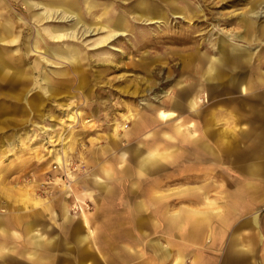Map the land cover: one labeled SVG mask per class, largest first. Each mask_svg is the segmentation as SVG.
I'll list each match as a JSON object with an SVG mask.
<instances>
[{"label":"rangeland","instance_id":"rangeland-1","mask_svg":"<svg viewBox=\"0 0 264 264\" xmlns=\"http://www.w3.org/2000/svg\"><path fill=\"white\" fill-rule=\"evenodd\" d=\"M70 1L68 5L63 0H0V23L11 24L13 35L0 42L5 46L3 57L8 66L24 73L23 82L13 86L0 80V212L15 210L24 213L23 219L36 220L48 236H55L57 248L50 252L56 264H73L75 243L69 233L74 222L82 223L83 210L88 218L94 217L91 226L96 231L103 218V192L80 179L99 172L100 160L116 165L114 154L124 142L123 132L131 128L137 112L155 116L151 107L166 105L163 99L167 92L175 93L186 55H196L193 62L199 64L202 53L219 56L224 44L235 42L253 52L241 73L255 82L250 93L255 96L232 91L219 80L210 83L199 115L180 110L201 128L200 140L168 141L178 153L157 173H167L161 174L160 189L204 186L211 201L201 204L171 195L163 201L169 210L186 205L223 212L234 204L235 191L239 192L238 208L244 207L249 194L256 202L264 200V101L260 99L264 83L257 81L264 76V36H252L249 42L241 38L249 19L256 31L264 23V0ZM146 5L151 14L164 11L166 17L154 22L145 19L152 17ZM119 15L128 29L109 37ZM68 46L78 50L74 63L53 51ZM201 72L191 73L190 78L196 79ZM233 125L242 127L236 137L228 131ZM112 140L117 143L115 151H103ZM202 143L209 146L203 154L197 152ZM183 161L192 167L183 170L189 171L185 178L180 174ZM251 163L260 164V173L248 174ZM64 191H70L69 196ZM137 199H145L147 210L154 206L146 194L129 195L128 204ZM63 202L74 215L70 222L63 218ZM261 205L264 201L254 209ZM230 215L228 231L234 225ZM210 218L213 225L218 223L214 214ZM150 220L146 215L141 225L146 239L156 237ZM124 228L136 241L130 224ZM161 234L159 240L165 244ZM100 237L107 244L103 233ZM248 246L244 251L264 257L263 247ZM95 256L99 264L116 260L112 254L108 263L96 251Z\"/></svg>","mask_w":264,"mask_h":264},{"label":"crops","instance_id":"crops-1","mask_svg":"<svg viewBox=\"0 0 264 264\" xmlns=\"http://www.w3.org/2000/svg\"><path fill=\"white\" fill-rule=\"evenodd\" d=\"M245 24V34H242L241 38L246 39L247 42L251 41L252 36L256 37L258 34L264 36V23L259 25L258 31L250 19ZM254 32H256L255 35ZM234 45L239 46L243 53H237L240 54L238 59L237 54L234 53L232 63L229 61L222 64L220 76L213 81L204 78L205 65L204 68L201 66L202 72L201 68L198 70L194 67V70L187 72V69L182 67L181 79H186L190 92L194 94L197 91L201 94L200 92L209 88L210 83H218L216 80H219L221 84L224 83L232 91H240L247 95L252 92L255 82L241 73V67L243 64L250 63L253 52L247 45L236 42ZM219 51V56L225 53L222 48ZM228 53L226 54L227 58H231L230 49ZM247 53L250 55L249 61L243 58ZM188 56L189 54L186 55V59ZM199 71L201 73L196 79L190 78L191 73H199ZM237 72L240 73V76L236 74ZM226 73L229 76L225 78ZM181 79L175 87V93L172 92L174 98H171L169 105L151 107L155 116L137 112L131 128L122 134L121 139L124 142L121 146L119 145L120 147L114 154L115 166L108 159L100 160L98 162L99 172L94 170L90 176L80 179L84 185L95 187L103 192L100 205L103 218L100 224H96L95 227H99V230L96 231L91 226L94 217L88 218L83 210L82 214L84 215L80 220L82 223L74 222L72 234L69 233L75 243L76 257L73 264H99L95 258L97 257L95 251L101 255L105 263L109 262L110 254L115 255L116 260L112 259L114 264H175L176 261H179L178 264L264 263V257H253L249 252L244 251L246 247L249 248V244L252 249L264 248V205L254 209L255 204L257 206V203L264 201L263 198L256 202L253 194H249L243 200L244 207L242 208V204H240L241 207L238 208L237 194L239 192L235 191L234 204L229 205L223 212L219 208L207 210L186 205L169 210L167 203H163L171 195H177L181 200L201 204L211 202L204 193V186L184 187L170 192L168 189H160L163 181L161 174L167 173H159V176L157 172L167 168L165 162L170 161L178 153L177 149L174 150L170 147L168 141H196L201 138L198 133L201 128L194 120L183 117V113L180 112L186 108V111L191 114L199 115L201 113L199 107L197 112H194L187 107L185 102L181 105L173 103V100L182 92L179 86ZM257 81L264 83V76L259 75ZM243 84L246 87L245 91L242 90ZM250 95L255 96L254 94ZM260 99L264 101V96ZM168 108L177 110L179 116L175 119H165L160 111ZM156 119L167 122L158 124ZM240 129L242 127L236 129L233 125L228 131L233 132L232 135L236 137V132ZM204 132L202 130V133ZM116 144L115 140L109 141L101 150L113 152L116 149ZM208 148V145L202 143L197 148V152L203 154V151ZM180 165H182L180 174L185 178L189 171L183 170H192V167L184 161ZM260 171V164L251 163L249 165L248 174L256 175ZM151 174L154 175L150 177ZM144 182H148L147 186H143ZM248 183L252 186L254 180L252 179ZM70 191H64L66 197L69 196L68 192ZM136 194L148 195L149 200L154 204L152 209L147 210L148 204L145 199H137L130 206L128 197ZM211 214L218 217L216 225H213L211 221ZM230 214L234 216V225L228 231L226 229L229 227L230 221L227 218ZM146 215L151 217V232L156 236L152 239H146V232L141 230ZM23 217H25L23 212L15 210H9L3 214L0 212V264H56L55 256L50 252L57 248L55 236H48L45 229L36 220L27 219V217L23 219ZM63 218L69 222L74 219V215L69 212L65 202H63ZM128 223L136 241L130 239L131 233L125 230L127 228H124ZM102 233L109 239L106 241L107 244L100 242ZM161 233L166 240L165 244L159 240ZM83 234H87L88 239L82 242ZM68 243L66 241V244ZM61 245L65 248V243ZM67 247L70 249V245ZM227 248L230 250L229 252H227ZM238 252L242 255L237 256ZM66 253H70V251H66Z\"/></svg>","mask_w":264,"mask_h":264},{"label":"bare ground","instance_id":"bare-ground-1","mask_svg":"<svg viewBox=\"0 0 264 264\" xmlns=\"http://www.w3.org/2000/svg\"><path fill=\"white\" fill-rule=\"evenodd\" d=\"M64 3L70 5L71 4V1L70 0H63V4ZM150 11H151V9L148 8V6H147V12L149 14H151ZM154 12L155 13H152L151 14L152 17H147L145 19H148V20L154 22V21H157V20H159V19H161L163 17L164 18L166 17L165 14H164V11H161L159 13L156 12V11H154ZM142 13L143 12H139V14H140L139 17L140 18L143 17V14ZM176 15H179V14H176ZM112 26H113L112 28L115 29V32H113L112 34H110L109 37H112L113 35L122 34V33H124L125 30L128 29V26L126 25V23L124 21V18L121 15H119L116 19H114V21L112 22ZM11 27H12L11 24L10 25H4L2 22L0 23V42L13 38ZM113 29H111V30H113ZM225 40H226V38H225ZM4 48H5V46L0 45V80L5 81V82L8 81L11 84V86H13L12 83H14V84H17L19 82L22 83L23 81H21V80H23V79H22V75L21 74H24V73H22V70L21 69L11 68L10 66H8L5 63V60H4V57H3ZM229 49H230V54H232L231 58H229V57L227 58V56H226V54L228 53V50ZM222 50H223V52H225L224 53L225 55L223 54L222 56H215V55L209 56L206 53H202L203 54L202 55V58H203L202 61L203 62L202 63L200 62L199 64H195L193 62L194 57H196V55L189 53V56L185 60V62L187 64L185 63V65H183V66L187 69V72H190V71L194 70L195 68L199 70L201 68V66H204L205 65V68L203 70V76H204V78L206 80H212L213 81V79L217 78L221 74V67L220 66L222 64H224L225 62L231 61V63H232L233 62V55H234V53L237 54V53L242 52V49L239 48V46L234 45V43L231 44V45L228 44V43L227 44H224ZM53 51H54V53L58 57L63 58V59H66V60H68L71 63H74V61L76 60V57H77V53H78V50L76 48L69 47V46L66 47V48H63V49L55 48ZM238 56L240 57V54H237V59L239 58ZM249 57H250V55L248 53H247V55L243 56V58L247 59L248 61H249ZM204 59H205V62L206 63L204 62ZM190 61H192L193 64L190 63ZM26 78H28V77H26ZM187 81H189V80H187ZM179 86H180V89H182L181 90L182 91L181 92L182 94L180 93L173 100V103H175V104L181 105L182 103L185 102V104L187 105V107L190 110H192L194 112H197L198 107H199V104L200 103H203L206 100H208L209 95L205 91L200 92L201 94H199L197 91L194 94L192 92H190V89L188 87L189 85H187L186 79H184V78H182L181 81L179 82ZM242 90L243 91L246 90V87H245L244 84L242 85ZM171 98H174V96H172V92H167V94L165 95V97L163 99V103L166 104V105L167 104L169 105V102H170ZM160 112L162 113V115H163V117L165 119H175V118H177L179 116V112L177 110L171 109V108L163 109ZM67 187H69V185H67ZM38 237H41V235H38ZM87 239H88V235L87 234H83L82 237H81V241L83 242V241H86ZM178 262L179 261H176L175 264H178ZM88 264H90V263H88Z\"/></svg>","mask_w":264,"mask_h":264}]
</instances>
